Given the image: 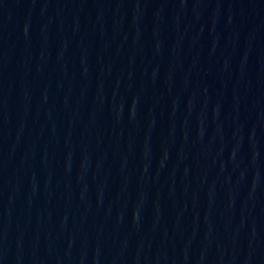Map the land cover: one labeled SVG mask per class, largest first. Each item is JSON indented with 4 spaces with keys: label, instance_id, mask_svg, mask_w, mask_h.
<instances>
[{
    "label": "water",
    "instance_id": "95a60500",
    "mask_svg": "<svg viewBox=\"0 0 264 264\" xmlns=\"http://www.w3.org/2000/svg\"><path fill=\"white\" fill-rule=\"evenodd\" d=\"M0 264H264V0H0Z\"/></svg>",
    "mask_w": 264,
    "mask_h": 264
}]
</instances>
